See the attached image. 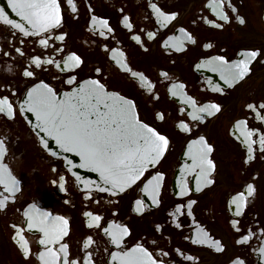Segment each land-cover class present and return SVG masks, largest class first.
Here are the masks:
<instances>
[{"label":"flooded vegetation","instance_id":"flooded-vegetation-1","mask_svg":"<svg viewBox=\"0 0 264 264\" xmlns=\"http://www.w3.org/2000/svg\"><path fill=\"white\" fill-rule=\"evenodd\" d=\"M74 2L77 4L78 14L71 12L67 0H59L63 26L51 35L67 32V37L63 43L50 40L49 49H41L38 44L32 43L39 37L25 38L17 30L0 24V96L8 95L17 109L14 119L9 120L0 115V139L6 141L8 153L5 162L20 181L21 188L14 201L7 205L6 211L0 212V264H38L35 255L29 261H25L11 239L13 234L11 225L22 224V212L29 204H35L43 211L63 215L69 219L70 230L65 242L70 244V250L73 252L80 250V242L84 236L93 235L96 241L94 259L97 264H108L109 253L115 250L107 243V237L100 230L88 229L85 226L83 212L97 209L105 218L102 223L114 219L130 228L131 234L125 239V247H132L139 242L150 251H154V254H158L162 248L169 253L167 257H161L165 264H229V259L237 253H243V256L247 257L246 264H264V259L253 251L260 241L254 238L250 241V247L237 245L235 240L240 233L231 227L233 219L239 221L241 232L247 229L256 231L264 227V154L257 147L255 159L244 164L247 150L243 137L234 127L237 119L245 118L247 110L244 105L247 102L264 99V63L254 62L251 74L232 88L225 85L219 73L213 71L212 65L207 63L210 57L218 55L236 60L243 50L264 49V0H242V5L238 3V7L247 23L241 26L233 21L223 29H215L202 22V16L215 19L213 14L203 7L207 0H154L161 7L179 13L178 18L166 28L154 27V19L151 24L146 19L150 13V10L144 7L147 0H74ZM89 6L91 12L88 10ZM121 7L132 19L134 30L131 33L120 23ZM92 14L109 19L114 33L109 35L107 40H102L89 31L88 21ZM180 27L192 32L197 38V43L188 44L182 52L164 48L163 42L168 36L180 35L176 32ZM141 29L144 32H156L155 39L149 40L146 35L141 34ZM13 32L15 35H12ZM133 34L141 35L144 47L148 51L145 52L131 39ZM21 39L25 40V44L19 43ZM209 42L214 46L204 48L203 44ZM104 44L109 49L123 51L129 67L145 71L153 80L160 96L155 109L150 102L145 101L138 90V85L130 76L123 73L110 59L113 53L105 52ZM15 47H21L25 51V56L19 57L14 51ZM57 47H63L64 51L54 53L52 49ZM3 51H8L10 55L4 56ZM41 51L45 56L50 55L56 60L75 51L82 56L85 64L81 69L67 74L53 66H45L48 70L37 69L35 77H23L22 69L28 64V55ZM198 64L202 66L198 68ZM95 66H102L105 69L100 76L89 71ZM160 70L168 71L172 79L156 81L154 77ZM68 75H75L78 81L89 76L101 79L109 90L119 91L122 95L134 98L140 118L170 139V146L160 162L148 169L135 185L123 193L113 196L110 193L91 190L92 199L84 200V190L77 186L74 178L64 169L61 160L47 155L39 146L38 140L19 111L22 97L33 84L43 80L55 92L67 91L76 85L66 83ZM176 82L183 83L185 85L183 91L201 103H220L223 111L214 117H206L203 123L192 122L191 133H180L174 127V123L181 118L179 110L185 107L182 103L185 97H171L167 94V88ZM214 88H221L223 92L213 91ZM154 110L165 111L166 119L155 120ZM187 111L188 109H185L184 116L187 115ZM248 115V126H255L264 131V125L254 120L251 114ZM199 135L206 136L208 142L214 146L211 158L217 165L216 182L203 192L193 191L189 196L181 197L178 192L182 185L195 187L194 175L186 172L184 167L191 164L187 155L188 141ZM156 172L164 174L158 192V205L151 200V192L142 191L144 184ZM60 176L65 178L63 190L60 188ZM53 180L56 181L55 184L52 183ZM246 183H254L256 193L250 198L247 207L241 209L242 215L238 216L231 201L237 192L244 190ZM188 198L198 201L197 205L193 206L192 216H188L185 211L174 221L169 213L174 211L176 204L186 203ZM138 199L144 201L143 212L139 215L133 211L134 207H141L135 204ZM96 201L100 203L97 204ZM113 212L116 213L115 216L112 215ZM176 222L181 224L180 228L175 227ZM156 224L162 226L160 232L154 231ZM201 228L209 233L210 238L205 244H193L191 240L199 236ZM24 235L29 240L32 252L38 253L41 250L38 244L40 235L27 230ZM212 239H220L226 245V251L217 254L209 248L207 245L211 244ZM153 240L157 242L159 248L153 245ZM177 248L183 255L175 252ZM186 255L198 259L186 261L183 258Z\"/></svg>","mask_w":264,"mask_h":264},{"label":"snow or ice","instance_id":"snow-or-ice-1","mask_svg":"<svg viewBox=\"0 0 264 264\" xmlns=\"http://www.w3.org/2000/svg\"><path fill=\"white\" fill-rule=\"evenodd\" d=\"M238 3L242 5V0H207L203 6L210 11L215 19L201 17L203 23L210 25L215 29H223L225 25L235 21L243 26L247 23L245 17L240 13ZM9 7L20 17L22 22H17L8 18L4 9L0 8V24L17 30L22 37H39L33 40V44H38L41 49L50 48L51 41L64 42L67 32L57 35H51L57 29L63 26V16L59 0H8ZM67 6L73 14H78L77 4L74 0H67ZM146 9L150 10L146 19L151 24L155 21L154 27L166 28L172 24L179 16L177 11L165 9L154 0H147L144 4ZM89 12L92 11L89 6ZM120 23L129 32H133L134 25L130 15L125 13V9H119ZM220 22L217 23L216 21ZM195 22V21H194ZM27 25V27L25 26ZM89 31L94 35L107 40L109 35L114 33L109 19L104 16L92 14L88 21ZM149 40L155 39L157 33L154 31L144 32ZM180 35L168 36L163 42V47L177 52L185 50L188 44L195 45L197 38L192 32L184 27L176 29ZM15 35V32L12 33ZM131 39L140 45L146 52L141 35H131ZM21 45L25 40L19 41ZM214 45L209 42L203 44L204 48H212ZM105 52L111 51L110 57L117 67L127 73L132 81L138 85V90L145 101L155 106L160 100L159 93L156 91V84L145 74V71L133 70L125 57V53L119 49H109L106 44L103 45ZM14 51L19 57L25 56V51L21 47H15ZM54 53H62L63 47L52 49ZM4 56H9L8 51H3ZM264 49L253 48L246 49L239 53V58L229 60L224 55L210 57L207 63L212 65V70L218 72L220 79L229 88L245 80L252 71L254 62L264 63ZM85 64L81 55L75 51L62 56L60 60L52 56H45L41 51L38 54L28 55V64L23 67L22 75L25 78H33L37 75L36 70H48L45 66H53L63 73L75 72L81 69ZM202 65L198 64L197 67ZM11 69H9L10 71ZM105 69L102 66L90 68L96 76H100ZM156 81L170 80L169 72L160 70L154 77ZM68 85H77L70 91L63 94L62 98L57 97L54 89L43 80L33 84L28 88L25 94L23 104L19 111L33 113L39 123L36 127V134L44 135L40 138L41 145L47 149L49 144L45 136L55 139L66 152H75L80 158L79 167H90L99 174L101 184H96V190L108 192L115 196L123 193L126 189L132 187L143 175L149 166H155L164 157L170 146V139L166 134H162L155 127L150 126L140 118L137 110V103L134 98L122 95L119 91L109 90L101 79L89 76V78L78 81L75 75H68L66 80ZM185 85L181 82L172 83L167 88V94L171 97L184 96L182 101L185 107L180 108L181 118L174 123V127L184 134L192 131V122L203 123L206 117H214L223 111V106L218 102L201 103L195 97L188 95L183 90ZM213 91L223 92L221 88H214ZM26 106V107H25ZM247 110L245 118L237 119L234 127L237 133L243 137V143L247 150V157L244 164L250 163L255 159L257 147L264 154V131L258 127H249V115L264 125V99L255 102H247L244 105ZM185 109H188L184 116ZM17 109L14 102L8 95L0 96V115L9 120L14 119ZM155 120L164 121L166 119L165 111L153 112ZM256 146V147H254ZM187 155L191 161L190 165H185L184 170L194 175L195 187H189L187 184L181 186L178 195L181 197L189 196L191 192H203L210 188L216 182L217 165L211 158L214 152V146L208 142L204 135H199L191 139L187 144ZM8 148L5 139H0V212L6 211L9 202L14 201L16 194L21 191L20 181L13 174L9 165L5 162L7 159ZM56 155V153H52ZM69 163H71L69 161ZM55 171V169H52ZM64 176L59 177L60 188L64 189ZM164 179L162 172H156L151 179L144 184L142 191L151 192V200L158 205V192L161 182ZM56 183L55 180L52 181ZM84 184L83 197L88 201L92 199V192L89 187L94 182H82ZM256 186L254 183H246L243 191H239L232 197V205L235 206L236 214L242 215L241 209L247 207L250 198L254 197ZM67 203V201H65ZM97 204L100 201H96ZM108 203H112L108 201ZM196 199L188 198L186 203H178L174 206V211L169 216L175 218L184 214L192 216L193 206L197 205ZM133 211L138 215L142 214V205L144 201L136 200ZM116 215L115 212L112 213ZM22 224L14 223L11 225L13 234L11 239L15 242L19 255L29 261L35 255L38 264H97L94 259V245L96 241L93 235L87 234L81 239V247L77 252L70 250V244L65 242V237L69 235V219L63 215H53L51 212L43 211L35 204H29L22 212ZM85 226L88 229H98L105 237L107 243L112 245L115 250L109 253L108 264H165L161 257H167L169 253L160 249L158 254L150 251L143 243H136L132 247H125V239L131 234L130 228L116 220H109L106 223L100 210L84 211ZM176 228H180L179 222L175 223ZM231 227L237 233H240L235 240L237 245L249 246L254 238L260 241L257 248L253 249L264 259V227L256 231L247 229L241 232L239 221L233 219ZM35 232L40 235L38 244L41 250L33 253L29 240L24 232ZM162 226L156 224L154 231L160 232ZM209 233L201 228L199 236L191 240L193 244H205L209 239ZM184 239H189L184 237ZM157 248L160 246L155 240L152 241ZM215 253L222 254L226 251V245L220 239H212L211 244L207 245ZM107 251V249L105 250ZM178 255H183L180 249H175ZM243 253H237L229 259V264H246V256ZM186 261H193L198 258L191 255L183 257Z\"/></svg>","mask_w":264,"mask_h":264},{"label":"water","instance_id":"water-1","mask_svg":"<svg viewBox=\"0 0 264 264\" xmlns=\"http://www.w3.org/2000/svg\"><path fill=\"white\" fill-rule=\"evenodd\" d=\"M0 4H1L2 9H4L5 13L8 15V18L13 19L17 22H22L20 20V17L16 15V13L12 10L11 7H9L8 0H5V1L3 0L0 2ZM25 26L27 27V25ZM64 93L65 92H61L57 94V97L62 98ZM24 98H23V101H24ZM23 101H22V104H23ZM23 116L28 126L31 128V130L34 132V134L37 136L40 142V138L44 134L43 133H41L40 135L36 134L37 130L35 126L39 123V121L36 119L33 113H29L26 110L23 111ZM44 138L47 140L49 144V148L45 149L40 143L41 147L49 155L63 159L65 168L76 179V181L78 182L81 188H84V184L82 182H88V181L94 182L89 185L90 188H96L95 187L96 184H101L99 174L96 171H93L90 167H83V168L79 167L81 163V158L75 152L64 151L59 145H57L55 139H53L52 137L45 136ZM52 153H56V155H52ZM69 161L71 163H69ZM101 186L103 185L101 184Z\"/></svg>","mask_w":264,"mask_h":264}]
</instances>
